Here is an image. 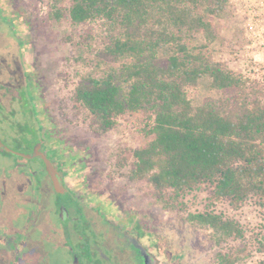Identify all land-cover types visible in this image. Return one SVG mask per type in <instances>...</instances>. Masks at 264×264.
<instances>
[{"label": "rangeland", "instance_id": "1", "mask_svg": "<svg viewBox=\"0 0 264 264\" xmlns=\"http://www.w3.org/2000/svg\"><path fill=\"white\" fill-rule=\"evenodd\" d=\"M56 1L0 0L1 140L12 149L28 152L31 145L46 139L48 130L54 136L52 146L63 148L68 158L74 157L76 173L71 177L90 178L95 192L99 193V188L105 191L106 206L114 208L115 204L123 209L116 215L122 224H138L144 242L154 243L163 264H216L222 247L214 244L208 229L193 226L186 219L189 212L207 207L208 190L190 194L178 208L165 207L148 179L131 177L133 151L148 140L143 134V115L128 113L112 130L103 132L94 129L92 117L75 100L76 86L97 71L96 58L108 40L107 28L102 21L74 25L66 17L53 18ZM68 2L57 1L58 6ZM214 24L218 38L210 46L213 58L259 82L264 90V0H228L225 9L214 17ZM221 93L204 78L193 93L194 103L201 104ZM20 143H25L24 148ZM23 160L0 149V264H10V257L21 253L17 242L24 237L30 248V264H41L45 251L49 264H76L69 249L55 250L39 238L41 230H47L46 238L56 229V240L65 244L69 233L52 210L58 194L50 183L44 185L42 199L37 201L47 210L35 226L31 223L35 210L33 201L27 200L30 182L23 174L24 167H18ZM32 164L40 166L38 161ZM129 208L136 213H130ZM217 209L237 218L251 241L264 228V211L253 201L236 211L227 204H219ZM98 219L104 222V214H98ZM47 237L52 242V237ZM81 241L73 246L81 251V264H86L91 253ZM233 246L243 244L231 240L224 248ZM249 250L250 264H264L263 253L254 245ZM124 251L120 256L131 253L127 258L134 263L135 252L129 248ZM96 260L94 253L92 261Z\"/></svg>", "mask_w": 264, "mask_h": 264}, {"label": "trees", "instance_id": "2", "mask_svg": "<svg viewBox=\"0 0 264 264\" xmlns=\"http://www.w3.org/2000/svg\"><path fill=\"white\" fill-rule=\"evenodd\" d=\"M57 1L53 18L107 28L97 71L76 86L75 100L103 132L128 113L143 115L148 140L133 151L131 177L148 179L169 208L208 190L207 207L186 219L222 247L216 264H250V245L264 254V228L251 241L237 218L217 209L253 201L264 211V90L210 48L218 38L214 17L228 0ZM204 78L222 93L195 104ZM231 240L243 246L224 248Z\"/></svg>", "mask_w": 264, "mask_h": 264}, {"label": "flooded vegetation", "instance_id": "3", "mask_svg": "<svg viewBox=\"0 0 264 264\" xmlns=\"http://www.w3.org/2000/svg\"><path fill=\"white\" fill-rule=\"evenodd\" d=\"M46 132V139L44 138L41 143L35 146L34 144L31 145L28 152H23L24 150H15L7 145H5L6 147L0 145V149L5 153L17 155L24 159L19 163L18 167H24L23 174L27 176V179L30 182V191L28 193L29 198L27 200L29 202L33 201L34 204L32 209H34L35 212L33 213V218L31 220L33 226L37 224L41 218V215L47 210V208L44 209V204L41 205V203H37V201L42 199L44 192L43 190L45 187L44 185L46 183L47 185L50 183L54 188V192L58 194V197H60H56V205L52 207V210L55 212V214H57V216H59L62 223L66 224L67 230L69 232L67 233V242L62 244V240H56V229L50 233H47L46 238L45 232H47V230H44V232L41 230V235L39 238L41 240L44 239L45 243L48 241V243L52 245L51 247H54L55 250H57L59 247H66L69 249L73 258L76 257V264H81V259H78L81 251L76 249L73 244L80 242L81 240L85 242L86 250L91 253V255L87 257L88 262L86 264H163L164 261L160 258L158 250L153 249L154 243L144 242L141 236L143 230L139 228L138 224H122L123 220L117 219L116 215L119 214L123 209L118 208V206L115 204L114 208L106 206V195L103 194L105 191H101V188H99L98 190L100 192H95V190H93V185L90 183V178L88 179L84 176L78 180L75 177H71L76 173L75 168H73L75 166V161L73 160L74 157L68 158L66 156V151L61 147L54 148L52 146L53 142H55L53 139L54 136L48 130H46ZM24 145L25 143H20L19 146L24 148ZM37 146H40L41 151L51 161L50 172L47 170V165L42 157L35 156L30 158L19 154H34V149ZM33 161H38L40 166L37 167L35 165V167L32 164ZM53 173H55V178L58 180L60 186L55 184ZM79 175L80 172L76 174V176ZM71 178L73 179L72 182L69 181ZM29 204L32 205V203ZM127 210H129L130 213H136L132 208ZM102 213L104 214V222L98 219V214L101 215ZM81 223L83 224L80 225ZM81 226L85 228H80ZM25 230L29 236L30 231L27 229ZM117 230L118 239H113ZM126 230H128V232ZM47 236L52 237V242ZM53 239L55 240L53 241ZM25 240L26 239L24 237L23 240L17 242V245L19 246L16 247L17 249L21 248V253L19 255L14 254L13 257H10L12 259L10 264H30L31 257L27 254L30 248L25 244ZM117 240L118 243L122 245L116 243ZM70 243L71 246L68 245ZM123 245L127 246L130 252H135L134 263L133 261L128 260L130 257L127 258V255L130 256L129 254L131 253H126L125 257L120 256L121 251L128 249H125ZM120 246L122 247L119 248ZM105 250L110 254H106ZM47 252L48 251H45L46 256L42 258L41 264H49ZM94 253L98 259L96 262L92 261Z\"/></svg>", "mask_w": 264, "mask_h": 264}, {"label": "water", "instance_id": "4", "mask_svg": "<svg viewBox=\"0 0 264 264\" xmlns=\"http://www.w3.org/2000/svg\"><path fill=\"white\" fill-rule=\"evenodd\" d=\"M0 145H2V146H4V147H6L5 146V144L0 140ZM34 154H31V155H29V154H24V153H19L20 155H23V156H25V157H35V156H40V157H42L43 159H44V161H45V163H46V165H47V170L50 172V170H51V161L44 155V153L41 151V149H40V146H37L35 149H34V152H33ZM53 175H54V178H55V173H53ZM54 181H55V184L57 185V186H60L59 185V183H58V180L55 178L54 179Z\"/></svg>", "mask_w": 264, "mask_h": 264}]
</instances>
